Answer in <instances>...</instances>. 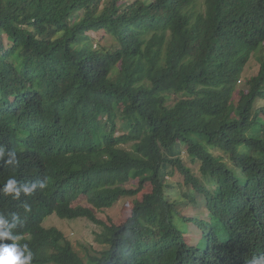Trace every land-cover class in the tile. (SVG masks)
<instances>
[{"label": "trees", "instance_id": "trees-1", "mask_svg": "<svg viewBox=\"0 0 264 264\" xmlns=\"http://www.w3.org/2000/svg\"><path fill=\"white\" fill-rule=\"evenodd\" d=\"M96 34L117 47L93 46ZM259 100L264 0H0V188L37 185L0 193V231L22 236L32 264H264ZM176 171L205 218L170 199ZM132 196L120 221L97 216ZM53 214L98 226L100 247L43 226Z\"/></svg>", "mask_w": 264, "mask_h": 264}, {"label": "rangeland", "instance_id": "rangeland-1", "mask_svg": "<svg viewBox=\"0 0 264 264\" xmlns=\"http://www.w3.org/2000/svg\"><path fill=\"white\" fill-rule=\"evenodd\" d=\"M93 46H102L104 48L113 49L117 47L115 39L110 35L96 34L94 40L92 41ZM258 62L256 55L251 56L249 62L244 68L241 75V79L237 84V88L241 89L246 86V79L255 75L258 71ZM264 102L259 100L257 106L262 105ZM182 159L187 166H190L195 175L200 176L198 171L199 163H192L185 151L181 153ZM167 183L170 185L166 191L172 200H178L180 204L178 205V210L186 216H194L196 218H205L206 209L201 198L198 197L197 203H192L190 201V195H188L189 187L184 184L183 177L176 171L173 175L166 178ZM151 187L149 184L145 185L144 192L150 191ZM136 197H122L113 207L103 210H96L98 217L103 219L111 218L114 221H120L127 216L130 207L135 202ZM177 226L184 232V237L192 245L201 244L204 239L202 238L203 229L197 224H190L188 222L182 221L180 217L175 219ZM43 226L50 227L56 226L64 232L67 238L76 246V248L83 250V246L87 248L98 249L100 244L95 238V233L99 232L98 226L91 223L86 218L77 219H61L55 214L48 216L43 221ZM83 245V246H82Z\"/></svg>", "mask_w": 264, "mask_h": 264}, {"label": "clouds", "instance_id": "clouds-1", "mask_svg": "<svg viewBox=\"0 0 264 264\" xmlns=\"http://www.w3.org/2000/svg\"><path fill=\"white\" fill-rule=\"evenodd\" d=\"M2 151V149H0ZM40 188H44L45 184L41 183ZM37 185L33 183L31 186L27 184L18 186V181L10 177L6 180L3 187L0 188V193L4 195H13L14 198H19L20 193L23 192L26 196L31 195ZM26 211L28 205H24ZM15 218L16 214L13 213ZM6 226V221L0 217V228ZM15 227V225H12ZM11 240V243L5 241ZM22 236L20 234H11L7 230L0 231V264H32L33 252L29 249L28 244L21 243Z\"/></svg>", "mask_w": 264, "mask_h": 264}]
</instances>
